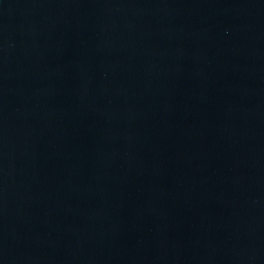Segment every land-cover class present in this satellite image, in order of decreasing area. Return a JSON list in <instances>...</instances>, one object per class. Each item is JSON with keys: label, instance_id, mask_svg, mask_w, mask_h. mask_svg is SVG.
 <instances>
[{"label": "water", "instance_id": "water-1", "mask_svg": "<svg viewBox=\"0 0 264 264\" xmlns=\"http://www.w3.org/2000/svg\"><path fill=\"white\" fill-rule=\"evenodd\" d=\"M0 264H264V0H0Z\"/></svg>", "mask_w": 264, "mask_h": 264}]
</instances>
